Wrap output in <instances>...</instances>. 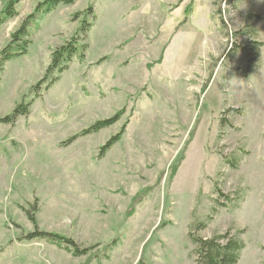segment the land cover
Segmentation results:
<instances>
[{"label": "rangeland", "instance_id": "rangeland-1", "mask_svg": "<svg viewBox=\"0 0 264 264\" xmlns=\"http://www.w3.org/2000/svg\"><path fill=\"white\" fill-rule=\"evenodd\" d=\"M42 1L16 3L0 51ZM23 37L0 74V119L29 105L0 123V264H193L191 231L230 232L239 264H264V0H74ZM35 230L94 248L22 238Z\"/></svg>", "mask_w": 264, "mask_h": 264}, {"label": "trees", "instance_id": "trees-1", "mask_svg": "<svg viewBox=\"0 0 264 264\" xmlns=\"http://www.w3.org/2000/svg\"><path fill=\"white\" fill-rule=\"evenodd\" d=\"M18 1L19 0H10L5 10L2 11V14H0V26H2L3 23H5L7 20L16 16L17 11L15 9V5ZM73 1L74 0H43L42 2H40L36 10L24 20V23L22 24L21 28L12 34V39L8 43V45H6L0 51V74L3 70L5 62L15 56H21L26 54L28 40L23 36L27 35V25L30 19L33 18L37 13L49 12L58 4H71ZM13 42H15L17 46H20L22 50L15 51L16 53H13L11 51V46ZM77 42V37H74L73 40L69 41V43L60 46L52 52V61L47 69V75H52L53 72H55L56 70L60 74L67 69L69 62L79 51ZM79 57L83 58L84 53L79 52ZM47 75H45L44 78L39 81L38 88L40 87L41 83L48 78ZM54 80H57V77H53L51 79V81ZM28 112V104H19L13 113L1 118L0 123L12 124L16 121L18 115H27ZM119 116L120 114H116L112 118L96 121L88 128L82 130L80 133H77L70 137L67 141L63 143V145L71 144L78 137L91 134L93 132L99 131L102 128L112 125L119 119ZM118 138L119 135L112 137L103 146L102 152L110 148L111 145H113L118 140ZM178 166L179 164L177 163L174 166L173 170H177ZM136 200L137 199L135 198V202ZM133 210L134 208L132 209V211ZM189 237L195 245V249L191 253L193 256V264H239L241 251L245 247L244 241L238 236L231 235L230 232H221L215 234L213 237L206 238L202 236H195L191 231L189 233ZM22 238L29 240L33 238L47 239L51 242L57 243L60 246H65L66 248L70 247L76 255L88 254L90 252L89 250H92L94 248L92 247L91 249H84L80 251L79 247L77 246V244L74 243L72 239L67 238L63 235H58L56 233H48L46 231L40 230L30 232ZM112 243L113 242L107 243L100 252H96L98 255H94V257L98 256V259H101L102 256H104L105 258L109 257V251L113 247Z\"/></svg>", "mask_w": 264, "mask_h": 264}]
</instances>
